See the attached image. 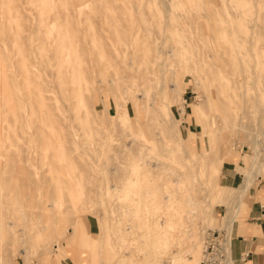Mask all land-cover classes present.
I'll return each instance as SVG.
<instances>
[{"label": "rangeland", "instance_id": "obj_1", "mask_svg": "<svg viewBox=\"0 0 264 264\" xmlns=\"http://www.w3.org/2000/svg\"><path fill=\"white\" fill-rule=\"evenodd\" d=\"M76 1L0 0V221L10 222L0 231V264H59L66 256L78 264H152L159 256L155 247L162 244L160 239L141 235L144 201L147 195L154 203L160 200L157 184L174 176L181 177L192 190L199 208L197 213L191 211L196 214L195 231L189 240L171 237L174 254L186 258L192 240L202 249L204 231L222 227L226 218L229 223L234 208L233 219L245 225L247 206L259 199L264 203V185L256 188L251 172L258 154L254 141L261 128L246 125L252 117H246L242 126L236 121L224 136L215 102L201 82L184 69L178 71L173 84L167 73H150L149 90L155 95L152 99L148 93L144 103L136 84L128 93L114 90L115 84L103 86L105 79L127 65L126 58L136 49L165 41V35L160 37L163 26L167 28L170 16L173 21L182 20L179 17H183L180 13L186 0H99L98 16L107 19L89 28V34L95 36L90 44L80 38L78 24L60 26L53 18L47 19ZM188 1L190 5L204 0ZM238 5L241 21L234 24H242L236 25L238 31L243 28L238 32L241 41L237 35L238 40L226 37L221 42L237 50L241 61L247 58L242 69L246 78L249 75L247 86L251 89L248 86L247 92L245 86L238 108L247 112L264 104L260 79L264 76V38L262 44L255 42L259 25H264V0H240ZM184 22L190 31L187 26L191 21ZM220 22L225 23L223 19ZM212 30L209 28L208 34ZM57 31L66 37V61L59 76L52 50L57 45ZM171 41L173 37L166 38ZM178 61L189 64L192 59ZM92 66L95 76L91 80L90 75L85 83L82 70ZM195 134L198 137L192 141ZM130 139L145 145L138 155L141 165L158 160L166 171L155 170L149 181L140 168V181L131 191L133 202L126 206V198H117L111 189L113 167H117L116 180L121 181L136 166L135 154L127 148ZM261 164L259 173L264 177V161ZM225 173L238 176L237 183L224 185ZM53 178L58 183H53ZM23 180L26 187L21 185ZM248 183L247 191L237 200ZM219 206L225 210L224 218L218 213ZM19 207L25 213L21 220L17 219ZM151 210L155 218L158 209ZM130 222L135 231L124 241L119 236ZM128 252L129 259L124 256ZM47 258L54 262H45ZM176 261L198 264L199 260L183 263L179 257Z\"/></svg>", "mask_w": 264, "mask_h": 264}, {"label": "bare ground", "instance_id": "obj_2", "mask_svg": "<svg viewBox=\"0 0 264 264\" xmlns=\"http://www.w3.org/2000/svg\"><path fill=\"white\" fill-rule=\"evenodd\" d=\"M239 1L238 0H204L202 2L198 1V2H195L189 5V1L186 0V2H183L184 3L183 5L185 7L181 8L183 12L180 13V15H182L183 17H179L182 20L173 21L170 19L171 17L170 16L168 17L169 19H167L168 20L167 28H168V25L170 28L167 29L166 26H163L164 28L162 29H164V31L162 30L160 37L162 35H165L166 36L164 39L165 41H160L159 43L155 44V46L150 45L142 49H136L133 56L126 58L127 65L121 68L120 72L116 73L110 78L105 79L103 82V86L108 87L110 85L115 84L116 86L114 90H118L120 91V93L121 92L128 93L129 92L128 89H130L132 85L136 84L138 87L137 94L141 96L142 103H144L143 100L145 96L148 95V93H149V96L152 97V99L154 98V95H155V94L152 95L151 94L152 91L149 90L150 88L149 81L151 80L149 76L150 73H153L154 75L158 73L159 74L167 73L168 78L173 84L175 83L174 77L176 78L178 71L181 69H184L187 73L194 75L195 80H198L201 82L202 89H204V91L209 92L211 99L215 102L214 109L217 112L216 113L217 118L220 123L224 124V129H223L224 136H228L229 131L231 129V125H233L234 127L236 124V121H238L239 124L242 126L244 123H246L244 120L246 119V117L247 118L252 117L250 118V122L246 123V125L248 124L250 125V127H254V128L255 127L260 128L261 126L260 130H258L256 133L257 138H258L260 133L264 130V125H263L264 124V104L263 102L260 103L256 109L253 108L251 110H248L247 112L238 110L240 106V102L242 101L241 97L244 91L243 89H245L246 88L245 86H247L248 84L247 78H249V75L246 78V75H244L243 73L244 71L242 69V62L244 63L245 59L247 58H245L244 61H241V54H239L237 50H233V48H231L230 46L228 47L221 42L222 39L224 40V38L226 37L228 41H229L228 37L232 38V40L235 38L234 40H236L237 35H239L238 32H240V30L243 29V28L242 29L240 28V30L238 31L237 30L238 27H236V25L241 27L242 24L241 25L234 24L240 19L239 15L242 13V12H239V5H238ZM99 2H100L99 0H87V3H82L81 0H78L74 4L72 3L69 6V9L64 10V9L59 8L58 11L54 12V14L49 15L47 19L53 18L55 20L54 22H56V24L60 26H64L65 24H68V23L78 24L79 26H81V29H82L81 33H79L80 38H82L83 41H86L88 42V44H90L94 41L95 36L89 34L88 32L89 28L91 26H92L91 28L96 27L102 24L107 19L106 15L103 17L98 16L99 7H100ZM185 3L187 4L185 5ZM242 18H244V15ZM186 19L191 21L190 26H187L191 28L190 31H187L185 29L186 23L184 21ZM220 19L224 20L225 22L224 25H221L222 22H220V24L218 23ZM48 25H49V22H48ZM259 26L260 28L257 32L258 35L255 40L257 45L262 44L261 41L264 38V25H259ZM209 28L213 29L212 30L213 32H211L212 34L211 33L208 34ZM63 34L57 31L58 37L55 40L57 45H55L52 48V50L54 51L53 60L57 66L56 75L62 72L64 65H65V61H66V45H65L66 37ZM77 37H79V35ZM168 37H173V41L166 42V38ZM238 39H240V35ZM212 42H215L216 44L212 46L211 45ZM187 51L191 54L186 55ZM238 51L241 53L242 50L240 51V48H239ZM184 57H189V59H192V61L189 64L188 63L185 64L182 62L179 63L178 60L184 59ZM244 57H246V55ZM159 59L160 61H158ZM158 63H159V67H157ZM93 67L95 66H92L91 70H88V69L82 70L83 72L81 75L85 83H87L90 80L89 78L90 75H91V80H93L95 76ZM260 79H262L263 85H264V76H262ZM248 86L246 88L247 90L245 89V91L247 92H249ZM153 90H154V87H153ZM173 90L175 91V93H178V90H176V86ZM156 93H158V91ZM84 101L85 102L87 101V98L85 96H84ZM45 108L47 109L48 106H45ZM181 112L184 113L183 107L181 108ZM116 114L117 113H115V115ZM213 117L215 118V116ZM150 119H154V118H150ZM51 121L53 122L54 119ZM211 132L212 130H209V134ZM191 136H192V141H193L194 139L193 137H196L197 134L191 135ZM45 139H46V136L41 134V141H45ZM36 140L37 139L35 138L33 141H36ZM257 140L258 139L254 141V145L258 143ZM144 147L145 145L143 144H139V145L136 144L134 139H130V142L127 143V148L131 150L132 152H134L135 154L134 158L136 159L135 160L136 166L132 169V172L130 171L131 173H128L127 176H124V178L121 181L116 180L117 167L115 168L113 167L114 170L112 174H113L115 183L112 184L111 192H112V195L113 194L116 195L117 198L124 196L127 200L126 206L131 204V202H133V196H131V191H132V188L135 185H137L138 182L140 181V179L138 178V171L140 168H142L143 178L149 177V181H152V173L155 170H162L163 173L166 171V166L161 165L158 160L155 161L152 165H146V164L141 165V159L138 155L143 150ZM148 156L149 155H146L147 157L146 159H148ZM261 169L262 168L259 165V171H261ZM22 177L23 179L25 178V176H22ZM59 178L60 177H58V179ZM52 180H53V183L55 182L58 183V181L54 182L55 178H53ZM24 183L21 185H24V187H26L25 186L26 182ZM248 186H249V183L246 186L244 184L242 193L239 195L237 200H240L243 197L245 191H247L248 189ZM57 187L58 186H56V188ZM156 191L158 192L161 198L156 203H154V200L150 201L151 196L147 195L146 196L147 199L145 198L146 199L144 201L145 208L143 210L144 218H143V224H142L143 232L141 233L142 236L161 240L160 242L162 245L155 247L159 256L157 255L156 260L154 259L152 260L153 262L152 264H178V261H176V258H179V257L183 258V263H186V262L192 263L193 261L197 262L200 258L199 253L201 251V248H200V245H195L194 240L191 241L190 248L186 251V258H184V256L180 253L174 254L172 252L174 241H171V237L173 236L184 237L180 239L181 242L188 241L189 238L193 235L195 231L193 220L196 215L195 213H197L199 209L196 196L192 193V190L187 185H185L182 178L178 176H174V178L170 179L167 183L160 184V185L157 184ZM147 194L151 195V191L148 190ZM9 198L11 199V197ZM123 209H124V206H123ZM151 209H158L157 213L155 214V218H152L154 214L151 212L152 211ZM193 209L195 213L194 211L191 212ZM24 216H25L24 209L22 207H19L17 209V219L21 220L22 218H24ZM125 221L126 220H124V222ZM5 226H10V222L0 221V231H2L3 227ZM134 231H135V225L130 222L126 224V227L122 229V232H121L122 236H119V237L120 239L126 241L128 240L127 234L130 235ZM0 235H1V232H0ZM56 255L54 254L53 257ZM124 256L125 258L129 259L131 257V253L128 252ZM48 261H51V263L54 262L53 259L50 260L47 258L45 262H48Z\"/></svg>", "mask_w": 264, "mask_h": 264}, {"label": "crops", "instance_id": "obj_3", "mask_svg": "<svg viewBox=\"0 0 264 264\" xmlns=\"http://www.w3.org/2000/svg\"><path fill=\"white\" fill-rule=\"evenodd\" d=\"M238 176L225 173L222 182L226 186L237 183ZM264 181H259L256 188L263 186ZM255 192V191H254ZM259 197V196H258ZM220 216L225 215L224 208H217ZM237 208H234L236 213ZM235 213L232 214L231 220V241L230 254L236 264H264V203L259 200L247 206V212L244 218L245 225H239L233 219ZM245 254L243 260L239 259ZM59 261V264H78L70 256Z\"/></svg>", "mask_w": 264, "mask_h": 264}, {"label": "built area", "instance_id": "obj_4", "mask_svg": "<svg viewBox=\"0 0 264 264\" xmlns=\"http://www.w3.org/2000/svg\"><path fill=\"white\" fill-rule=\"evenodd\" d=\"M258 149H257V158L255 159L256 166L251 170L253 174V181L259 183V181H264L259 173V165L262 166L264 161V130L260 133L258 137ZM249 153H252L249 147H247ZM224 218V215L220 216ZM227 219V218H226ZM224 219V225L217 229H206L203 233L202 249L201 255L198 261V264H236L235 260L230 254V241H231V228L232 220ZM227 222V223H226ZM245 254H242V257L239 259L243 260Z\"/></svg>", "mask_w": 264, "mask_h": 264}]
</instances>
